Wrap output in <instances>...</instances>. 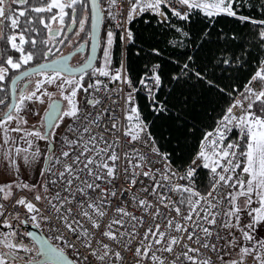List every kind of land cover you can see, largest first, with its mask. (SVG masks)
<instances>
[{
    "label": "snow or ice",
    "instance_id": "snow-or-ice-1",
    "mask_svg": "<svg viewBox=\"0 0 264 264\" xmlns=\"http://www.w3.org/2000/svg\"><path fill=\"white\" fill-rule=\"evenodd\" d=\"M124 2L107 0L105 7L103 0H36L34 4L0 0V40L6 42V52L18 53L0 59V93H10L14 100L8 104L7 97L0 98V106L7 109L0 115L4 148L0 156L16 177L0 185V201L12 199L14 190L33 194L32 200L21 197L12 205L24 209L25 219L18 210L7 213L0 202V229L6 230L0 231V264H124V251L133 252L136 264H169V256L170 264H215L203 250L217 253L222 264H244L249 256L255 264H264V241L253 246L251 235L257 224L264 223V60H259V70L243 90L223 83L233 80L226 74L239 71L245 57L254 55L242 42L237 25L255 29L251 47L264 56V0H126L127 14L116 25L119 37L106 30L101 38L104 13L116 19L121 13L117 6ZM134 21L144 25L140 32L125 26ZM35 23L46 30L39 40ZM89 23L90 33L86 32ZM73 29L76 37L84 33L92 42V55L79 68L69 65L70 57L56 56L57 45L69 40L66 33ZM118 39L135 46V52L133 56L126 47L113 68ZM38 56L45 62L21 71ZM98 59L99 66H94ZM12 72L19 75L10 79ZM85 76L92 82L85 85ZM21 79L27 80L23 88L17 85ZM108 84H117L118 92L125 93L120 99L126 124L121 129L118 119L108 115L106 131L109 136L122 131L126 145L139 147L121 152L118 136L106 139L93 133L92 127H100L107 110L82 113L79 94L110 91ZM52 86L59 99L48 91ZM45 97L49 103L41 127L46 120L50 130L21 127L27 124L21 116L27 104L43 105ZM100 103L99 98L87 100L92 108ZM66 119L71 122L67 131L75 138L65 135L61 141L65 150L57 153L55 129ZM10 133L21 135L16 139ZM31 137L48 142L45 152ZM38 163L42 167L37 183L24 182L22 168ZM204 176L208 185L201 192L198 180ZM121 177L133 188L140 184L136 193L128 195L129 203L150 217L143 236H139L143 215L117 204L108 217L118 199L127 200L128 190L117 187ZM49 192L53 195H46ZM241 198L251 217L244 226ZM254 198L258 207H252ZM42 201L47 208L37 207ZM158 218L163 224L156 222ZM17 223H31L37 229L43 223L57 233L59 243L26 232L32 241L26 244L18 238ZM220 229L229 230L227 239ZM232 229L249 246L239 245ZM97 233L101 239H96ZM221 240L227 247H239V260L224 259Z\"/></svg>",
    "mask_w": 264,
    "mask_h": 264
},
{
    "label": "built area",
    "instance_id": "built-area-1",
    "mask_svg": "<svg viewBox=\"0 0 264 264\" xmlns=\"http://www.w3.org/2000/svg\"><path fill=\"white\" fill-rule=\"evenodd\" d=\"M106 2H107V0H106ZM117 7L121 10V13L119 15H117L116 19H108L107 14L105 13V19L103 20L102 27H101V38L103 37L106 30H112V31L116 32L117 37H119L120 29L117 28L116 25H117V21L121 20L123 18V16H126V14H127L126 0L124 3L119 4ZM125 26L130 27L129 25H125ZM120 45H121L122 53H123V51L127 45L122 44V43H120ZM96 63L94 66H99V65H96ZM116 67H117V65L113 66V68H116ZM89 72H91V69L89 70ZM100 79L103 80L105 78L101 77ZM89 82H92L89 79V76H85V85H87V83H89ZM105 82H107V81H105ZM108 89H110V91H107V92L101 91V92L94 93V94L91 93V90H89V93H87V94L83 93V92L80 93L79 103H80L82 113L84 111H87V112L93 113V115H96L98 113L105 112V110H107V114L101 118L100 127L99 128H96L94 126L92 127L93 133L97 134V135H104L106 139H113L116 136H118L120 139L121 145H122V148L120 149L121 152L128 151L133 147H139V145H126L125 144V138L122 135V131L116 132L115 136H109V133L106 131L107 128H110V121L108 119V115H111L113 118L118 119L119 126L121 129H123V126L126 124V121L124 120V101H123V99H120V97H123L125 93L124 92H118V85L117 84H108ZM93 98H99L101 100V103L99 105H97L96 108H92L91 106L87 105V100L93 99ZM114 101L116 103H114ZM70 123L71 122H69L62 129L60 135L56 139L55 150L57 153H59L62 150H65L64 146L61 143V141L64 139L65 135H67L70 139L75 138L74 134H71L67 131V126ZM123 166H124L123 161H121V167H123ZM145 183H147V181H145ZM117 187L120 188L121 191H123V189L128 190V192L124 194L127 197V200H125L124 198L118 199L117 203H114L112 205V210H110L108 212V217H112L114 215V209L117 206V204L126 206L127 210L132 212L136 216H142L143 215L144 216V227L139 229V236H143L145 229L151 225L150 217L147 215H144L142 210H138L134 204L129 203V201H131V196L128 195V193H136L137 190L140 188V184L138 183L137 186L135 188H133L130 186V184L125 183L123 180V177H121V180L118 181V183H117ZM23 195L28 198V196L26 194H23ZM52 195H53V192H49V196H52ZM143 195L144 194L142 192L139 193V196L142 197ZM15 199L6 206L7 213H9L11 211V208H12V205L14 204ZM222 207H226V202L222 205ZM41 208H47V205L44 204L41 206ZM219 210L220 209L218 208L217 211H219ZM43 214L45 216H47L49 213L47 211H44ZM172 215H174V213ZM108 217H106L105 219L107 220ZM156 222L163 224V221L159 218L157 219ZM162 230H163V228H162ZM220 232L222 235H225V229H220ZM42 234L46 239L51 238V243L53 245H56L59 243L57 240H55V235L57 233L50 232L48 226L45 224H44V229H43ZM96 239H101V237L99 236L98 233L96 235ZM213 240H215V236L213 237ZM104 242L107 243L108 241L105 240ZM218 245H219L220 249L222 250L220 254L225 257V254H226L225 240L219 241ZM136 246L137 245L134 242L132 244L133 250ZM115 247H117V249H118V246H115ZM81 250L83 251L82 246H81ZM203 251H204L205 255H210L212 257V259L215 261V264H222L221 261L216 259L217 253H209L207 250H203ZM177 252H179V249H177ZM84 254L86 255L87 253L85 252ZM68 255L69 256L72 255L71 250H68ZM122 255L125 258L124 264H136L135 259L133 257V252L124 251V252H122ZM158 255H159V253H158ZM163 255L168 256L167 253H164ZM171 259H172V257L169 256V264L171 262ZM93 264H97V262L93 261Z\"/></svg>",
    "mask_w": 264,
    "mask_h": 264
},
{
    "label": "flooded vegetation",
    "instance_id": "flooded-vegetation-1",
    "mask_svg": "<svg viewBox=\"0 0 264 264\" xmlns=\"http://www.w3.org/2000/svg\"><path fill=\"white\" fill-rule=\"evenodd\" d=\"M32 1H33L32 4H34L36 2V0H32ZM13 7H17V6L14 5ZM42 15L47 17V15H49V14H42ZM35 16H36V14L34 13V15L32 17H35ZM23 19L24 18H21L22 21H23ZM25 26L30 27V25H25ZM35 27L40 29L42 27V25L35 23ZM87 27L89 28L88 32L90 33V23ZM87 27H86V32H87ZM8 31H9V29L5 28V32L7 33ZM75 31H76V29H73V32L66 33V35L69 37L70 44H69V40H65V43L63 45H57V47L60 48V51L56 53V56L59 57L61 55H63V56L71 55L70 59L68 61L69 65L73 68H78L82 64H84L88 58L90 39H88V37L84 33H81L80 37H76L74 35ZM33 36H36V34L33 33ZM45 36H46V30H45ZM100 37H101V35H100ZM36 38L38 39L39 36H36ZM61 38H63V34H62ZM81 44L84 45L83 48H80ZM6 48H7L6 42L4 40H0V54H2V55H0V59H2L6 55L18 56V53L6 52L5 51ZM77 49H79V51H77ZM99 51H100V48H99ZM98 57H99V54H98ZM50 59H52V57H50ZM43 62H45V61L38 62V63H43ZM36 64L37 63L29 64L28 66H26V69H21V71L27 70V69L35 66ZM18 74L19 73H15V72L10 73V79H11V77H15ZM10 79L8 81L9 84H10ZM34 79H36V77H33V80ZM25 83H27V80L22 79V80L17 82V85L19 88H23ZM5 97H7L6 103H8V104H10L11 102L14 103V100H13L12 96L10 95V93H0V98H5ZM53 98L59 99V96L55 95V97H53ZM44 99H46V106L44 107V109H42L41 113L36 106L32 105V103L27 104L26 108L21 113V116L25 120H27V124L26 125L21 124V127L25 128L26 130H32L33 128H36V129H39V130L44 131V132L50 130L49 128L46 129L45 123H44L45 126L41 127L42 118L44 117V114H45L46 110L48 109V103H49L47 97H45ZM62 107H63V104H62ZM5 111H7V109L4 106H0V115H2L3 112H5ZM25 113H27L28 115H25ZM36 113H39V115H37ZM40 115H41V119H40ZM12 125H14V127H16V122H13ZM30 139H32L34 141V143L39 146L40 150H44V152H45L46 148L48 147V142L42 141V140H37L35 137H31ZM26 225L32 226L30 223H28V224H18L17 223L16 224V229L18 232V238L23 239L26 244H31L32 242L27 238V236L24 235V233L27 232L25 229ZM23 231H24V233H23Z\"/></svg>",
    "mask_w": 264,
    "mask_h": 264
},
{
    "label": "rangeland",
    "instance_id": "rangeland-1",
    "mask_svg": "<svg viewBox=\"0 0 264 264\" xmlns=\"http://www.w3.org/2000/svg\"><path fill=\"white\" fill-rule=\"evenodd\" d=\"M53 27L55 28L56 25L54 24ZM100 54H101V52H99V56H100ZM96 62H97L96 65H99L100 64L99 59ZM84 82H85V80H84ZM258 86L259 85H257V87ZM49 88H48V91L54 92V93H56V96L57 95L59 96V92L57 91V89L55 88V86H52V87H49ZM78 99H80V94L78 96ZM32 105L33 106H36L38 108V110L40 111V113H41L42 109H44V107L46 106V99H45V103L43 105L38 104V103H32ZM25 115H28V114L25 113ZM41 115H40V119H41ZM69 122L70 121H68L66 119L64 121V123L60 125L59 128L55 129V131L57 133L56 139L60 135L62 129ZM11 126L14 127V125H11ZM10 135L12 137L16 138V139H19V137H20L21 134L20 133H10ZM19 146L24 147L25 145L23 144V142H20ZM3 151H4V148L3 147H0V153H2ZM41 152H44V150H41ZM41 167H42V164L38 163V164L34 165L33 168H22L20 178L24 182H27V183H30V184L37 183V171ZM15 179H16L15 174L12 173V172H10L9 170H7V168H6V161H4L3 158H2V156H0V185L4 184L5 182L11 183ZM22 193L23 194H26L28 196V198L26 196H24ZM32 195H33L32 193L27 192V191H22L21 192L20 190H14V196H13L12 199H10L8 201H0V202L5 203V206H7L15 198L16 199H19L21 197H26L27 199L32 200ZM46 195L49 196V193H46ZM33 203H36V202L33 201ZM44 204L45 203L42 201V202H40V203L37 204V207H41ZM240 206L242 208L240 224H241V226H244L247 223H250L251 222V217H249L247 215V211L245 210L246 209V206L243 203V198H241V200H240ZM258 206L259 205L255 202V198H254L252 207H258ZM17 210L20 212L21 219H25L26 217L24 215V209L23 208H19V209L11 208V211L9 213L15 214V211H17ZM43 229H44V224L41 223V228L39 230L41 232H43ZM0 231H6V230L0 229ZM228 231L229 230H225V237H226V239L228 238L226 236V233ZM231 231L235 233V235L237 237V242H238L239 245H242V246H245V247L249 246V242L242 240L240 232L236 231L235 229H232ZM23 233H24V231H23ZM251 235L253 236L252 245L258 247L259 243L261 241H264V223L257 224L255 226V228L251 230ZM225 250H226V254H225V257H224L225 260H239L240 259V256H239L240 249H239V247H235V248L227 247L226 246V240H225ZM244 264H255V262H254L253 258L251 256H249V257H247L245 259Z\"/></svg>",
    "mask_w": 264,
    "mask_h": 264
},
{
    "label": "trees",
    "instance_id": "trees-1",
    "mask_svg": "<svg viewBox=\"0 0 264 264\" xmlns=\"http://www.w3.org/2000/svg\"><path fill=\"white\" fill-rule=\"evenodd\" d=\"M32 2L33 1L30 0V3H32ZM103 4L105 7L107 6L106 0H103ZM244 11L247 12L248 10L245 9ZM27 15L33 16L34 13L29 12ZM104 15H105V13H104ZM254 15H258V13H254ZM130 27L133 29L134 32H140L143 29L144 25L139 23L138 21H134L133 24L130 25ZM241 28H243L242 32H241ZM249 29H251V31H249ZM88 30H89V28L87 27V32H88ZM236 31L241 33L242 42L245 44L246 49L248 51L253 52L254 55L251 57H245L243 64L239 68V71H236L234 69L232 73L226 74V75H232L233 80L232 81L225 80V81H223V83H232L235 88H237L239 90H243L244 85L248 82V80L251 78V76L254 75L255 72L259 69V67H260L259 60H264V56L259 55L258 49L251 47V43L254 42L253 41V35L255 32V29L252 28L251 25H249L247 27L237 25ZM40 33H41V35L39 36L38 40L41 37L45 36V30L42 27L40 28ZM31 35H33V33H31ZM26 47H28V46H26ZM38 47L42 48V46H40V45ZM126 47L129 49H132L131 54L134 56L135 46L127 45ZM117 48H118V51L115 53L113 66L117 65V61H119L121 59V56H122V48H121L119 39L117 40ZM99 52H101V50ZM257 57H259V59H257ZM42 61H43L42 58L40 56H38L36 58V60L33 61V63H38V62H42ZM234 95H235V93H234ZM207 185H208V179L206 176H204L198 180V186L200 187L201 192L206 191Z\"/></svg>",
    "mask_w": 264,
    "mask_h": 264
},
{
    "label": "water",
    "instance_id": "water-1",
    "mask_svg": "<svg viewBox=\"0 0 264 264\" xmlns=\"http://www.w3.org/2000/svg\"><path fill=\"white\" fill-rule=\"evenodd\" d=\"M102 23H103V21H102ZM102 23H101V25H100V29H99V35H101V27H102ZM90 32H91V26H90ZM91 45H92V42H91V40H90V43H89V53H88V58L92 55V51H91ZM98 54H99V48H97V57H98ZM71 55H67V56H64V57H70ZM87 58V59H88ZM95 63H96V61L94 62V65H95ZM83 65V64H82ZM81 65V66H82ZM80 66V67H81ZM34 67V66H33ZM32 68V67H31ZM31 68H29V69H31ZM79 68V67H78ZM90 70V69H89ZM88 70V71H89ZM19 75V74H18ZM17 76V75H16ZM22 80V79H21ZM20 81V80H19ZM18 82V81H17ZM12 103V102H11ZM44 123H45V125H47V121L45 120L44 121ZM46 129H48V127L46 126ZM25 229H26V231L27 232H33V233H36L38 236H43V234H42V232L39 230V229H37V228H34L33 226H28V225H26L25 226ZM44 237V236H43ZM28 238V237H27ZM45 238V237H44ZM29 240H30V238H28ZM31 241V240H30ZM32 242V241H31Z\"/></svg>",
    "mask_w": 264,
    "mask_h": 264
}]
</instances>
